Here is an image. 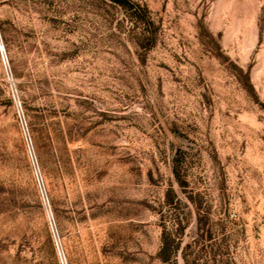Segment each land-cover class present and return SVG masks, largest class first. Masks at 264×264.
Listing matches in <instances>:
<instances>
[{
	"label": "rangeland",
	"instance_id": "374dc122",
	"mask_svg": "<svg viewBox=\"0 0 264 264\" xmlns=\"http://www.w3.org/2000/svg\"><path fill=\"white\" fill-rule=\"evenodd\" d=\"M132 1L0 0V264H264V0Z\"/></svg>",
	"mask_w": 264,
	"mask_h": 264
},
{
	"label": "trees",
	"instance_id": "16d2710c",
	"mask_svg": "<svg viewBox=\"0 0 264 264\" xmlns=\"http://www.w3.org/2000/svg\"><path fill=\"white\" fill-rule=\"evenodd\" d=\"M112 2L118 6H122L127 10H131L132 12V19L135 20V22L143 21L144 23H149L148 18V8L143 7L140 4L132 1V0H112ZM1 194V191H0Z\"/></svg>",
	"mask_w": 264,
	"mask_h": 264
},
{
	"label": "built area",
	"instance_id": "2783aa9c",
	"mask_svg": "<svg viewBox=\"0 0 264 264\" xmlns=\"http://www.w3.org/2000/svg\"><path fill=\"white\" fill-rule=\"evenodd\" d=\"M0 49H1L2 56L4 58V63L6 65V67L8 68V61L6 60L5 49H4V46L2 45L1 38H0ZM20 119L22 121V125H23L24 131H25V134H26V137L28 140V146L31 148V137H30V133H29V128H28V125H27L25 119L23 118V114H21V111H20ZM39 183L41 184V180H39ZM42 194H43L44 201L46 202L45 194L43 192H42ZM59 252H60V256H61V263L65 264V260L63 259V255L61 253L60 248H59Z\"/></svg>",
	"mask_w": 264,
	"mask_h": 264
}]
</instances>
